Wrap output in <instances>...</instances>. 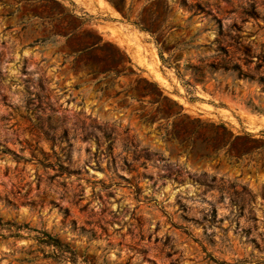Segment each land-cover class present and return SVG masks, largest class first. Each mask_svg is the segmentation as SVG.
<instances>
[{"label":"rangeland","instance_id":"obj_1","mask_svg":"<svg viewBox=\"0 0 264 264\" xmlns=\"http://www.w3.org/2000/svg\"><path fill=\"white\" fill-rule=\"evenodd\" d=\"M0 219V264H264V0H0Z\"/></svg>","mask_w":264,"mask_h":264},{"label":"trees","instance_id":"obj_2","mask_svg":"<svg viewBox=\"0 0 264 264\" xmlns=\"http://www.w3.org/2000/svg\"><path fill=\"white\" fill-rule=\"evenodd\" d=\"M13 226H15V225H12L10 223H2V221L0 219V230H6L7 228L9 229V228H12ZM48 238H49V244H51L54 247L58 245L59 241L56 238H52L50 236H48Z\"/></svg>","mask_w":264,"mask_h":264}]
</instances>
